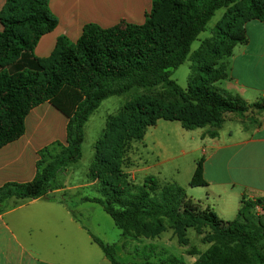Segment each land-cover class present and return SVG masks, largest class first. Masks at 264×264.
<instances>
[{
    "label": "trees",
    "instance_id": "16d2710c",
    "mask_svg": "<svg viewBox=\"0 0 264 264\" xmlns=\"http://www.w3.org/2000/svg\"><path fill=\"white\" fill-rule=\"evenodd\" d=\"M3 1L0 149L24 136L27 117L44 103H50L68 123L66 145L56 142L39 152L33 181L0 188V212L11 199L57 201L50 196L62 188L57 176L82 159L85 125L102 102L135 88L162 86L155 94L128 102L108 120L95 144L90 176L105 174L112 179L103 182L101 198L82 201L99 204L123 237L134 231L158 235L166 222L178 230L185 224L211 227L220 242L194 264H264V221L255 214L257 208L264 210V199L242 201L236 220L225 222L210 208L199 211L202 207L180 187L161 188L152 176L137 194H131L124 186L128 177L123 172L128 143L143 140L146 130L160 120L179 122L186 131L209 127L211 138L218 137L230 114L259 125L256 117L264 112V101L248 103L216 85L229 78L228 64L222 60L248 42L246 24L264 22V0H153L143 25L122 21L106 29L88 24L75 43L60 37L47 58H38L35 49L59 24L50 0ZM220 9L226 12L213 37L192 54V45ZM188 60L195 66L184 89L171 77ZM204 162V158L197 162L190 186L208 187ZM91 237L111 264H124L117 258L116 244ZM143 264L180 263L176 257L160 256Z\"/></svg>",
    "mask_w": 264,
    "mask_h": 264
},
{
    "label": "crops",
    "instance_id": "0c3cea01",
    "mask_svg": "<svg viewBox=\"0 0 264 264\" xmlns=\"http://www.w3.org/2000/svg\"><path fill=\"white\" fill-rule=\"evenodd\" d=\"M3 6L0 0V11ZM152 6L153 0H50V9L59 24L41 38L35 55L49 57L60 37L77 42L88 24L106 29L122 21L143 25ZM246 35L247 44L237 46L227 59L229 78L217 84H223V91L256 103L264 101V22H248ZM256 119L259 125L230 114L217 138L206 137V128L197 129L202 142L199 149L203 156L209 153L204 157V178L208 182L205 188H222V200L230 190L241 200V206L242 201L264 199V112ZM67 123V118L50 103L33 109L26 119L24 136L0 149V188L7 183L33 181L39 152L56 142L66 145ZM59 184L62 188L50 193L57 201L11 199L0 212V264H62L65 249L42 245L39 239L44 233L59 237L66 229L68 215L71 222L81 223L66 200L57 196L66 190Z\"/></svg>",
    "mask_w": 264,
    "mask_h": 264
},
{
    "label": "rangeland",
    "instance_id": "374dc122",
    "mask_svg": "<svg viewBox=\"0 0 264 264\" xmlns=\"http://www.w3.org/2000/svg\"><path fill=\"white\" fill-rule=\"evenodd\" d=\"M225 12L226 9L216 12L206 31L201 33L192 45V54L199 49L202 42L213 37V31ZM222 61L227 63L226 58ZM194 66V62L188 60L173 72L171 78L182 88L187 89ZM216 86L219 89L224 87L223 84ZM161 90L162 86L135 88L125 95L112 96L102 102L100 108L86 123L82 159L66 167L57 176V181L66 187V190L57 196L66 200L68 206L79 215L81 223L71 222L67 214L68 224L64 231L61 230L59 237L55 238L46 233L39 236L42 245H60L61 249H65L62 264H110L88 231L105 244L111 246L116 244L117 258L124 264H143L145 261L153 263L160 259V256L176 257L180 264H194L220 242L213 229L207 225L185 224L178 230L167 222L165 229L158 235L137 234L134 231L123 237L122 231L99 204L82 201L84 198H101L103 182L112 179L105 174L98 178L90 176L96 154L95 144L101 138L108 120L117 116L125 104L136 97L155 94ZM206 129H208L206 137L211 138L210 128ZM201 143L197 129L186 131L179 122L158 121L155 126L146 130L143 140L128 143L123 166V172L128 178L124 179V186L131 194H137L148 176H154L161 188L172 184L183 189L202 207L199 211L210 208L221 221L233 222L241 209V200L235 194L227 190L228 193L222 200L220 187L208 189L190 186L197 162L209 154L207 152L203 156L199 149ZM255 214L264 221L261 208H257Z\"/></svg>",
    "mask_w": 264,
    "mask_h": 264
},
{
    "label": "built area",
    "instance_id": "2783aa9c",
    "mask_svg": "<svg viewBox=\"0 0 264 264\" xmlns=\"http://www.w3.org/2000/svg\"><path fill=\"white\" fill-rule=\"evenodd\" d=\"M262 213H264V210H262Z\"/></svg>",
    "mask_w": 264,
    "mask_h": 264
}]
</instances>
